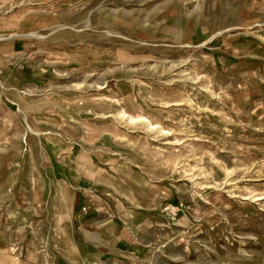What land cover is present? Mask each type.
<instances>
[{
	"label": "rangeland",
	"instance_id": "1",
	"mask_svg": "<svg viewBox=\"0 0 264 264\" xmlns=\"http://www.w3.org/2000/svg\"><path fill=\"white\" fill-rule=\"evenodd\" d=\"M78 195L147 208L106 264H264V0H0V264Z\"/></svg>",
	"mask_w": 264,
	"mask_h": 264
},
{
	"label": "crops",
	"instance_id": "2",
	"mask_svg": "<svg viewBox=\"0 0 264 264\" xmlns=\"http://www.w3.org/2000/svg\"><path fill=\"white\" fill-rule=\"evenodd\" d=\"M103 172L102 169H87L81 171V174H87L84 176L88 183H95L97 180L102 184L103 181L96 177L103 176ZM81 199V195H78L75 202L62 204L63 211H59L61 216L53 221L57 226H62L59 232L52 235L54 242L65 241L64 245L58 244L61 250L57 257L59 264H106V260L120 262L131 256L139 260L148 255L150 250L146 248L143 237L151 229V223L145 206L134 202L129 205L130 212L125 211L119 216L117 210H126L125 204L118 201L115 203L118 209L115 206V210L106 203L111 207L108 208L109 217L106 218L97 210L103 208L102 205L106 206L105 203ZM146 206L149 207L147 204ZM5 261L3 260V264Z\"/></svg>",
	"mask_w": 264,
	"mask_h": 264
},
{
	"label": "bare ground",
	"instance_id": "3",
	"mask_svg": "<svg viewBox=\"0 0 264 264\" xmlns=\"http://www.w3.org/2000/svg\"><path fill=\"white\" fill-rule=\"evenodd\" d=\"M36 36V35H35ZM38 38H43L42 36H37Z\"/></svg>",
	"mask_w": 264,
	"mask_h": 264
}]
</instances>
